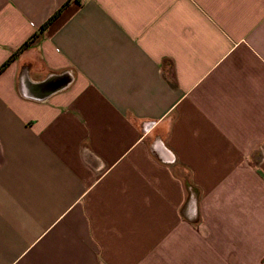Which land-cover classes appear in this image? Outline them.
I'll return each instance as SVG.
<instances>
[{"label":"crops","instance_id":"0c3cea01","mask_svg":"<svg viewBox=\"0 0 264 264\" xmlns=\"http://www.w3.org/2000/svg\"><path fill=\"white\" fill-rule=\"evenodd\" d=\"M34 34L0 264H264V0H0V67Z\"/></svg>","mask_w":264,"mask_h":264},{"label":"trees","instance_id":"16d2710c","mask_svg":"<svg viewBox=\"0 0 264 264\" xmlns=\"http://www.w3.org/2000/svg\"><path fill=\"white\" fill-rule=\"evenodd\" d=\"M61 13V11L57 12L55 15L51 16L48 21L46 22V24L44 25V27L42 28V31H45L49 26L50 24L52 23L53 20L56 19L57 16H59ZM38 36V34H34L27 42L24 46H21L15 53H13V55L11 56V58L8 60V61H5L3 63V65L0 67V74L6 69L8 68V66L13 62L15 61L19 54L21 52H24L29 46L32 45V43L34 42V40L36 39V37Z\"/></svg>","mask_w":264,"mask_h":264}]
</instances>
